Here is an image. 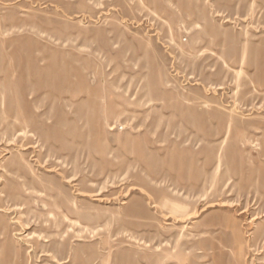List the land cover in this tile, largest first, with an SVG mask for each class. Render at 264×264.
<instances>
[{
	"label": "rangeland",
	"instance_id": "1",
	"mask_svg": "<svg viewBox=\"0 0 264 264\" xmlns=\"http://www.w3.org/2000/svg\"><path fill=\"white\" fill-rule=\"evenodd\" d=\"M0 264H264V0H0Z\"/></svg>",
	"mask_w": 264,
	"mask_h": 264
},
{
	"label": "bare ground",
	"instance_id": "2",
	"mask_svg": "<svg viewBox=\"0 0 264 264\" xmlns=\"http://www.w3.org/2000/svg\"><path fill=\"white\" fill-rule=\"evenodd\" d=\"M24 186V185H23ZM27 188V187H26Z\"/></svg>",
	"mask_w": 264,
	"mask_h": 264
}]
</instances>
